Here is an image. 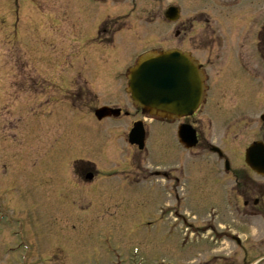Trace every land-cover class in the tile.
Listing matches in <instances>:
<instances>
[{"label":"rangeland","instance_id":"374dc122","mask_svg":"<svg viewBox=\"0 0 264 264\" xmlns=\"http://www.w3.org/2000/svg\"><path fill=\"white\" fill-rule=\"evenodd\" d=\"M182 1L193 0H172ZM153 5L161 11L169 6L162 0H110L108 18L123 32L112 43H99L97 27L107 13L103 4L0 0V264H93L95 258L107 264L112 258L106 247L144 250L152 261L170 256L158 248L164 244L161 231L173 224V199L164 196L161 182H131L133 187L119 173L127 161L148 171L158 165L170 169L188 151L170 139V127L166 137L158 123L148 126L147 155L129 148L126 131L139 119L133 108L121 107L130 115L125 118L97 122L92 115L104 105L127 104L121 75L138 56L172 46L170 26L144 14ZM79 87L88 94L76 97ZM220 102L225 116L217 113L216 124L201 138L223 144L230 167L239 168L250 141L264 135L257 128L264 101L245 103L246 121L232 120L234 110ZM76 162L82 163L78 168L94 167L97 178L76 186ZM188 164L190 180L178 190L183 198L178 211L197 223L223 209L222 183L228 182L206 156ZM99 215L104 218L96 222ZM189 241L196 245L192 236Z\"/></svg>","mask_w":264,"mask_h":264},{"label":"flooded vegetation","instance_id":"af4514ba","mask_svg":"<svg viewBox=\"0 0 264 264\" xmlns=\"http://www.w3.org/2000/svg\"><path fill=\"white\" fill-rule=\"evenodd\" d=\"M100 1L109 0H95L97 3ZM104 8V13L109 11L108 5ZM177 8L178 13L173 17V22L168 23L171 26L172 46L164 50L173 49L183 55V62L189 63L203 88V102L191 116L174 117L172 127L176 133L180 125L190 126L194 129L197 141L191 152L206 150L210 146L208 140L202 141L201 134L209 131L212 121L216 123L217 113L221 117L225 116L222 114L223 109L217 106L218 100L229 103L230 109L234 110L229 115L236 120L243 116L245 103L253 105L264 101V3L259 4V0H193L177 4ZM151 13L160 20L164 16L161 9ZM14 27L13 35L16 36ZM114 27L111 20L100 25L98 42L112 38ZM193 42L203 43L204 48L195 49ZM79 89L82 90L81 87ZM75 94L76 97H82L88 93L77 90ZM236 106L238 109L235 110ZM240 109L241 113L238 112ZM224 128L227 133L230 126ZM257 128L264 134V121L258 123ZM260 139L264 142V135ZM182 155L180 161L173 164L174 167L171 165L165 171L149 172L138 163L135 166L129 163L125 171L126 175L130 174L128 183L155 177L156 181L169 188L167 195L173 197V210L179 218L170 227H164L165 231H161L164 244L158 250L170 256H157L152 261L144 250L141 253L139 251V258H135L130 251L118 253L109 249L107 255L112 259L108 263L264 264V178L247 168V171L243 169L231 173L232 180L220 177L228 182L222 183L227 190L223 209L218 214H212L213 217L207 215L197 223H190L185 211L183 214L178 211L182 202L178 200L177 189L180 183L190 180L187 169H191V166L186 165L187 158ZM95 176L93 168L82 167L73 171L76 186L83 181H93ZM110 215L111 218L115 217L114 214ZM103 218L96 216L95 221ZM195 233L202 237V241L196 245L188 239ZM235 233L240 234L238 238ZM257 234L260 236L256 237ZM211 240L214 241L212 245ZM121 256L125 257L124 263ZM93 261V264L102 262L97 258Z\"/></svg>","mask_w":264,"mask_h":264},{"label":"water","instance_id":"95a60500","mask_svg":"<svg viewBox=\"0 0 264 264\" xmlns=\"http://www.w3.org/2000/svg\"><path fill=\"white\" fill-rule=\"evenodd\" d=\"M175 10L165 15L172 20ZM174 53L143 55L129 71V93L135 107L154 116L171 118L172 115L191 114L198 106L201 89L198 77L188 62ZM118 111L100 109L97 119L117 116ZM129 142L143 148L144 132L140 123L132 127ZM183 133V132H182ZM190 145H193L191 143ZM188 145V146H190ZM245 163L255 172L264 175V147L253 144L245 154Z\"/></svg>","mask_w":264,"mask_h":264}]
</instances>
